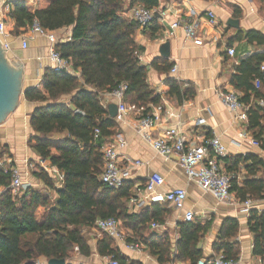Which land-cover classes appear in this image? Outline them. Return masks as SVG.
I'll return each mask as SVG.
<instances>
[{
  "label": "trees",
  "instance_id": "obj_1",
  "mask_svg": "<svg viewBox=\"0 0 264 264\" xmlns=\"http://www.w3.org/2000/svg\"><path fill=\"white\" fill-rule=\"evenodd\" d=\"M264 3V0H259ZM126 0H37L33 7L27 0H11L9 17L14 22V36L25 34L34 21L49 31L71 29L69 41L59 42L57 50L71 64L72 72L47 68L40 88H29L25 98L38 105L29 115L35 133L30 147L44 161H49L63 174L60 188L55 186L46 170L34 175L53 193L27 187L22 194L10 189L11 173L0 169V264H48L52 259L71 264V252L77 247L84 257L97 253L118 264H144L121 253L115 239L102 235L94 251L85 229L95 227L97 220L115 218L124 228L132 230L148 247L159 264L174 260L198 264L203 258L200 243L210 229V223H184L179 226V239L172 243L169 233L148 234L150 221L163 222L160 208L154 211L129 212L127 202L132 196L133 182L113 189L100 181L104 160L101 147L120 132L117 118H112L102 103L103 94L112 93L122 84L127 86L125 101L146 108L160 102V96L150 87L148 68L141 65L142 49L135 41L139 25L125 17ZM143 5L158 9L159 0H130L129 8ZM156 21V19H155ZM155 21L152 31L155 32ZM150 25L148 28H151ZM247 44L264 46V36L257 31L245 35ZM264 55L258 54L242 62L233 77L234 89L244 96L249 130L264 150V107L261 91ZM242 74V75H240ZM245 77V80L242 77ZM262 82L256 89L255 82ZM171 95L182 102L187 92L173 81ZM145 112V113H146ZM100 138L95 139V130ZM7 153L0 140V158ZM253 161L247 166L250 174L262 169L260 158L247 156L236 163ZM235 171V170H234ZM236 174L237 173H232ZM238 181L235 180L233 186ZM236 188L242 200L264 199V181H245ZM235 219L226 220L219 231L216 251L227 259L239 260L240 246L235 238L239 232ZM249 228L254 236L253 255L264 257V211H252ZM134 239L128 237L127 241Z\"/></svg>",
  "mask_w": 264,
  "mask_h": 264
},
{
  "label": "crops",
  "instance_id": "obj_2",
  "mask_svg": "<svg viewBox=\"0 0 264 264\" xmlns=\"http://www.w3.org/2000/svg\"><path fill=\"white\" fill-rule=\"evenodd\" d=\"M10 1L5 0V3L0 4V16L5 17L6 21L10 19L8 16L10 7H7ZM34 1L36 3L30 5L37 7V0ZM159 1V10L169 8L176 12L177 16L187 14L200 16L202 21L200 35L203 38V45L194 44L185 37L182 30L175 31L173 35L167 33L170 22L176 18L173 14H170L165 20H162L157 14L155 21L157 30L155 32L152 31L154 25L151 28L137 30L135 41L142 49L139 55L141 65L148 68L147 81L155 94L160 96V102L149 107L150 112L161 116V120L152 130L153 136L162 138L168 130L177 127L185 136L196 142L201 143L216 138L228 151V156L221 160L223 170L227 173H237L240 177L234 187L243 188L245 181L249 180L264 181V167L250 174L247 166L253 161L236 163L237 159L247 156L260 158L264 163V150L260 146L255 147L250 142L242 140L240 134L244 132H248L250 137L255 139L253 132L249 130V121L238 120L235 114L231 113L223 104L218 94L222 90L236 91L232 85L233 77L237 73L236 68L255 55H264V46H258L257 43L247 44L245 39V35L250 31L260 32L264 36V3L259 0ZM126 3V12L123 15L131 19L130 10L142 5L129 8L130 0H126ZM210 11L216 16L215 24H211L206 17ZM232 21L237 24H231ZM57 35L61 40H66L71 37L72 30L62 29L57 31ZM7 42L10 45L9 60L16 59L24 68V89L36 87L41 89L44 72L50 68L47 56L48 41L42 37H35L29 41L26 49L22 47L21 37L12 35L7 39ZM166 43H169L170 46L168 51H163L162 47ZM229 48L236 49L234 57L228 54ZM162 51L165 54L168 52V56H163ZM174 66L178 67L176 73H172ZM262 68H264V63L261 67V72H264ZM242 78L245 80L244 76ZM170 81L176 82L183 91L187 92V96L182 102L171 95ZM261 91L263 102L259 101L258 104L264 107V83ZM236 92L239 98L244 96L242 91L237 90ZM102 97L105 107L116 104V101L108 94H103ZM38 105L40 104L30 103L23 95L18 109L0 125V140L2 145L7 148V153L0 160L5 159L10 166L18 168L23 180L34 189L50 192L34 173L40 168L46 170L52 178H55L56 188L62 186L64 176L57 168L52 167L49 161L42 160L30 147L29 140L35 133L30 124L29 115ZM169 114L173 116L170 117ZM136 119L134 115H130L125 123L119 122L117 119L120 127V132L117 135H121L126 140V147L121 149L122 155L129 160L143 162L142 166L133 168L132 196L138 194L150 200V195L145 191V182L155 173L162 175L165 179V184L158 189L160 193L177 188L187 192V199L182 210L173 208L166 203H148L144 208L133 211L129 207V201L127 202L131 213L141 210L152 212L157 208L162 210L163 222L150 221L148 234L169 233L172 243L175 244L179 239V226L188 223L185 221L184 215L187 212H192L194 214L192 223L211 224L209 231L200 243L203 258H208L223 254V252L216 251L219 231L226 220L235 219L240 226L235 238L241 250L240 263L264 264V257L253 255L254 236L249 228L251 212H263L264 199H253L255 201L254 209L249 213H244L240 210V202L243 200L234 187L231 190L234 203L220 202L211 194L203 192L194 181L188 179L176 158L165 160L141 138L135 129ZM198 120H203L204 124L199 125ZM211 153L214 154L213 150ZM4 191L5 188L0 186V194ZM154 222L159 223L162 227L159 230H153L151 225ZM120 225L123 232L134 239L132 242L143 248V252H130L118 240H115V248L130 258L141 260L144 264H159L158 260L150 255L148 247L141 237L132 230L124 228L121 222ZM86 230L83 231L84 234ZM96 231L98 230L96 229ZM98 233L99 236L103 235L99 231ZM100 239L89 238L94 251ZM174 257L175 254L172 256L173 261L169 264L173 262L190 264L188 261H175ZM111 261L110 257H101L97 253L90 257H84L79 253L77 247L71 252L70 258L71 264H110Z\"/></svg>",
  "mask_w": 264,
  "mask_h": 264
},
{
  "label": "built area",
  "instance_id": "obj_3",
  "mask_svg": "<svg viewBox=\"0 0 264 264\" xmlns=\"http://www.w3.org/2000/svg\"><path fill=\"white\" fill-rule=\"evenodd\" d=\"M27 1L29 4L33 5L36 3L34 0ZM7 7L9 8L10 5L8 4ZM175 13L176 12L169 8L164 10L148 9L142 5L130 10V18L138 23L139 28L146 29L155 21L157 14L162 20H165L170 14H173L176 18L174 21L170 22L167 33L173 35L175 31L182 30L187 39L191 40L196 45H203V38L200 35L202 29L201 17L194 14L177 16V13ZM206 17L211 24L216 23V16L213 12H208ZM10 36L12 35L7 31L6 19L0 16V40L8 52L10 45L7 39L10 38ZM20 37L24 49L28 47L31 39L35 37L45 38L49 44L47 56L50 62V68L55 71L74 73L70 62L64 59L57 50V44L59 42L69 41L71 37H68L66 40H61L57 32L44 29L37 21H34L27 32ZM228 54L234 57L236 55V49L229 48ZM177 70L178 67L174 66L172 68V73H176ZM262 70H264V68H262ZM261 85V80L257 79L255 82L256 89H260ZM126 90L127 86L122 84L114 92L108 93V95L116 101L118 106V121L125 123L130 115H134L137 118L135 122L136 132L158 155L167 161L176 158L178 165L183 169L188 179L194 181L203 192L211 194L220 202L234 203L231 190L234 181H239L240 177L238 174L227 173L223 170L221 160L228 156L227 149L222 146L216 138L201 143L194 141V139H189L180 132L177 127L168 130L167 134L162 138L154 137L152 130L161 120V116L150 111L146 112L145 107L127 103L125 101ZM218 94L223 104L231 113L235 114L238 120L248 122L247 112L249 107L245 106L240 101L236 91L222 90ZM171 116L173 115L171 114L170 117ZM198 124H204V121L198 120ZM100 135V130L96 129L95 139H99ZM240 137L242 140L250 142L252 146H260V143L250 137L248 132L241 133ZM196 138L198 139V137ZM125 147L126 140L121 135L112 137L107 142H104L101 147L104 166L100 175V181L113 189L121 188L126 182L131 180L133 168L143 165V162L140 160L133 161L125 158L121 153V149ZM211 150H213L214 154L211 153ZM0 169L4 170L5 173H11L10 189L13 194H21L27 187H31L29 183L23 180L20 170L10 166L5 159L0 160ZM164 184L165 179L162 175L158 173L152 174L145 182V191L150 195V200L137 194L131 196L129 199V207L135 211L136 209L144 208L148 203H166L173 208L182 210L187 199L186 190L177 188L166 193H160L158 189ZM240 204V210L244 213H249L255 207V201L250 198L240 202ZM184 219L186 222H191L194 219V214L192 212H187L184 215ZM151 226L153 230H159L162 227L157 222L152 223ZM94 228L118 240L126 250L130 252H143V248H141L139 244L127 241L128 236L123 232L120 222L115 218L99 219ZM261 263H263V260H261ZM110 264L118 263L112 260ZM172 264L182 263L173 262ZM198 264L241 263L240 259H227L224 254H219L203 258Z\"/></svg>",
  "mask_w": 264,
  "mask_h": 264
},
{
  "label": "water",
  "instance_id": "obj_4",
  "mask_svg": "<svg viewBox=\"0 0 264 264\" xmlns=\"http://www.w3.org/2000/svg\"><path fill=\"white\" fill-rule=\"evenodd\" d=\"M4 1L0 0V4ZM231 24L236 25L237 22L232 21ZM169 46V43L164 44L162 50L168 51ZM163 51L162 55L168 56V52L165 54ZM27 89L29 88L24 89V68L22 64L16 59L9 60L8 50L0 40V125L18 109L21 98ZM108 109L112 118L118 116L117 104H110ZM48 264H66V260L52 259Z\"/></svg>",
  "mask_w": 264,
  "mask_h": 264
},
{
  "label": "rangeland",
  "instance_id": "obj_5",
  "mask_svg": "<svg viewBox=\"0 0 264 264\" xmlns=\"http://www.w3.org/2000/svg\"><path fill=\"white\" fill-rule=\"evenodd\" d=\"M6 27H7V31L11 34V35H14V22L10 19H8L6 21ZM46 194L47 193H50L51 196H53V193L50 191V192H45ZM86 230V229H85ZM85 235L88 237V238H92V237H96V238H101V236H99V233L98 231H96V228H91V230H86L85 231Z\"/></svg>",
  "mask_w": 264,
  "mask_h": 264
}]
</instances>
